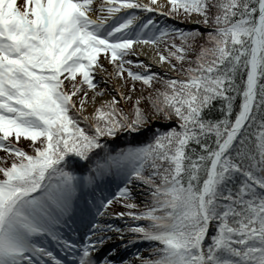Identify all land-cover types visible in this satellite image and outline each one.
<instances>
[{
  "label": "snow or ice",
  "instance_id": "obj_1",
  "mask_svg": "<svg viewBox=\"0 0 264 264\" xmlns=\"http://www.w3.org/2000/svg\"><path fill=\"white\" fill-rule=\"evenodd\" d=\"M0 150V264H264V0H0Z\"/></svg>",
  "mask_w": 264,
  "mask_h": 264
},
{
  "label": "rangeland",
  "instance_id": "obj_2",
  "mask_svg": "<svg viewBox=\"0 0 264 264\" xmlns=\"http://www.w3.org/2000/svg\"><path fill=\"white\" fill-rule=\"evenodd\" d=\"M16 2L19 4V5H21L22 6V4H23V0H16ZM144 2L145 3H147L148 2V0H144ZM158 2H159V0H158ZM196 20V17H195V14H193V19L191 20V21H189V25L191 24V25H193V27H195V28H198L199 26H200V29H202L203 27H201V25L200 24H197V23H194V21ZM190 25V26H191ZM138 50H139V52H140V54H139V57H135V56H133V57H131L133 60H135V59H140V60H143V61H145V62H149L148 60H147V57H146V55L144 54V50H143V48L141 47V46H139L138 47ZM103 57V54H101V56H100V58H102ZM154 65V64H153ZM108 67H109V69H110V65H107ZM156 66V65H155ZM167 66L166 65H162V66H156V67H153V69L154 70H157V71H160V72H163L164 70H165V68H166ZM173 75H176V73H173ZM104 85L103 84H101V87H103ZM111 86V85H110ZM137 92H140V87H139V84H138V86H137ZM89 95L91 96V90H89ZM108 97L107 96H105V97H102V98H98V99H107ZM124 106L125 107H129L130 105H128V104H124ZM88 111H92V108H91V106H89V108H88ZM23 139L20 141V145H18V146H21V147H23L24 149L26 148V150L28 151V150H30L28 147H27V145L28 144H23ZM5 162V164L6 163H9L10 161H4ZM114 191V190H113ZM139 197V196H138ZM105 219H107V218H105ZM146 254H147V252L146 251H141V255H145L146 256ZM132 260H133V262H134V264H136V261H135V257H130Z\"/></svg>",
  "mask_w": 264,
  "mask_h": 264
},
{
  "label": "trees",
  "instance_id": "obj_3",
  "mask_svg": "<svg viewBox=\"0 0 264 264\" xmlns=\"http://www.w3.org/2000/svg\"><path fill=\"white\" fill-rule=\"evenodd\" d=\"M188 22H189V20H185L182 24L180 23V22H176V23H178V25L179 26H181V27H183V28H185V29H189V28H195V27H193V26H189L188 25ZM201 27H203L204 28V26L203 25H201ZM199 29H200V26L198 27ZM202 28V29H203ZM189 55H194V53H189ZM155 71H157V70H155ZM176 75H180V73H176ZM156 87H161V85H159V84H156ZM238 103H239V99L237 98V100H236V104L238 105ZM143 106V105H142ZM130 107V106H129ZM218 117V112L216 113V114H214L213 115V118H217ZM173 122H174V120H173ZM161 127H163V124H162V122L161 121H155L151 126H150V130H155V129H158V128H161ZM149 134H150V132H145L144 134H143V136L142 137H140V138H138V139H143L145 142L147 141V137L149 136ZM29 143V141H27V140H24L23 141V144L25 145V144H28ZM21 143H19V145H20ZM117 147H121V146H123V145H121V144H119V143H117V145H116ZM21 147V146H20ZM23 148V147H22ZM25 150H26V148H25ZM27 151V150H26ZM28 151H30V150H28ZM4 156V153H3V151L2 150H0V157H3ZM3 163L5 164V162L3 161ZM7 164V163H6ZM5 164V165H6ZM141 199H142V197H141ZM111 209H115L116 211H120V210H122V208H121V206L119 205V204H114L113 206H111V208H110V210ZM140 245V247L142 248V250L143 251H146L147 252V254L146 255H148V251H147V248L145 247V244H143V243H141V244H139Z\"/></svg>",
  "mask_w": 264,
  "mask_h": 264
},
{
  "label": "bare ground",
  "instance_id": "obj_4",
  "mask_svg": "<svg viewBox=\"0 0 264 264\" xmlns=\"http://www.w3.org/2000/svg\"><path fill=\"white\" fill-rule=\"evenodd\" d=\"M143 48V52L147 57V60L152 62L155 65V62L152 60V53L151 51L147 48V46H141ZM147 53V54H146Z\"/></svg>",
  "mask_w": 264,
  "mask_h": 264
}]
</instances>
